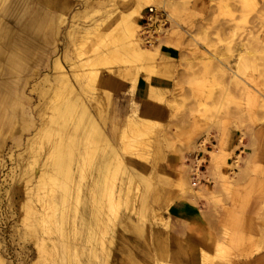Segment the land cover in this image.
Listing matches in <instances>:
<instances>
[{
  "label": "rangeland",
  "instance_id": "obj_1",
  "mask_svg": "<svg viewBox=\"0 0 264 264\" xmlns=\"http://www.w3.org/2000/svg\"><path fill=\"white\" fill-rule=\"evenodd\" d=\"M162 1L156 0L157 3L153 4L164 8L171 18L162 36L176 38L170 41L179 51L176 58H161L166 49L163 41L157 55L149 59L135 60L120 47L118 20L122 14L119 11H127L135 0H72L70 3L63 0L58 33L54 42H49L51 48L46 50L44 62L40 66L28 67L32 68L30 72L0 71V79L17 80L16 86L18 82L9 104L11 110L0 116V264H155L165 261V231L171 226L170 206L179 192V174L175 169L178 153L174 148H181L184 144L191 146L183 150L188 158L194 154L193 148L197 149L195 139L198 134L210 130L216 135L211 144L217 145L223 139L226 150L233 149L239 130H243L241 144L245 146L241 148L246 152H242L239 162L233 166L231 178H222L227 181L216 182L214 192L201 197L217 215L229 212V218L222 226L225 233L219 232L220 238L215 244L219 243L213 256L208 258L206 255L204 261L207 260V264H242L243 258L255 253L253 246L259 234L256 218L245 215L252 197L264 195V120L259 119L264 114V97L259 96L264 95V0H175L172 7ZM116 40L119 41L117 44ZM187 42L192 49L199 51V57H195L196 54L188 56L190 47ZM55 56L63 64V71L72 84L71 93L67 92L61 98L54 95L59 82L51 71ZM220 58L227 63L221 64ZM244 63L246 70L243 69ZM142 65L146 70L140 74L145 78L157 74L166 84L158 99H155L156 94L151 98L160 102L161 118L149 119L141 113L138 103L139 115L148 117L146 128L152 134L147 136L150 132L146 128L137 136L136 131L128 132L129 144L140 140V135L141 141L147 142L141 147L140 154H124L119 149V135L135 98L134 91L131 92L128 86L133 82L131 77L136 75L135 70ZM233 65L243 69L236 80L230 78L229 67ZM85 68L100 71L97 89L92 90L90 85L83 83L85 79L81 75ZM103 86L108 100L98 110L96 99L104 91ZM62 90L64 88L60 87L59 95L65 92ZM218 96L220 100L215 98ZM75 98L88 105L105 131L110 147L117 149L121 159L120 163L111 162L114 167L111 163L108 165L107 175L105 173L108 180L104 187L116 189L117 193L120 190L126 208H121L116 218L101 220L100 228L98 226L94 232L85 228L83 220L85 218L90 227H94L95 217L87 216V213L91 214L94 202L89 199L85 184L90 183L96 161L87 159L81 165L80 172L84 177H80L83 183L80 196L84 197H80L77 205L74 187L65 180H43L40 184L30 180L39 173L43 162L49 164L53 161L48 146L54 136L38 138L35 133L42 124L54 126L57 111ZM250 99L260 101L256 107L261 114L257 117L252 115ZM5 114L10 115L6 124L2 123ZM70 124L69 119L65 120L66 130L62 132L67 134ZM166 126L172 136L170 139L165 133ZM252 152L256 153L253 164L249 163ZM233 155L231 150L229 162L235 160ZM106 179L104 176V181ZM64 192L66 196L61 197ZM39 198L45 201L49 210L45 209L41 215L35 209H28L30 204L38 207ZM103 198L101 204L106 213L109 203L107 197ZM154 211H160L167 221V228L155 224ZM110 220H114L113 223Z\"/></svg>",
  "mask_w": 264,
  "mask_h": 264
},
{
  "label": "crops",
  "instance_id": "obj_2",
  "mask_svg": "<svg viewBox=\"0 0 264 264\" xmlns=\"http://www.w3.org/2000/svg\"><path fill=\"white\" fill-rule=\"evenodd\" d=\"M62 1L63 0H0V59L3 60L1 61L3 64L1 65L2 69L0 71L13 74H19V72L23 71L30 72L32 71V68L28 67L35 65L40 66V64L44 62V58L47 54L46 50L51 48L49 42H54L58 33L57 23L61 15V9L64 6L62 5ZM65 1L67 3L72 2V0H64V2ZM145 7L146 6L142 8L141 15ZM163 39V45L166 49L164 50V55L161 58L167 59L178 57L179 51L177 47L171 45L170 42L174 41L176 38L169 36V38L166 39L163 36ZM187 45L190 47L188 56H193L199 53L198 50L196 51L195 49H192V45L188 42ZM52 66L53 65H51V69ZM16 81L17 80L7 79L6 77L0 79V116L3 115L2 112L5 113L8 110L9 113L11 110V105H9L11 103V97L13 96L15 89L18 88V82L17 86L15 84ZM150 85L155 89L154 91L157 95V98L155 99H158V94H160L162 90L166 88V84L160 75H150L148 81L144 74H140L134 88V99H141L139 103L140 108L142 109L141 113L143 115L145 114L146 116H149V119L155 118L156 116L157 118H161V116H159L162 109L159 108L160 102H155V100H152L147 96ZM250 104L252 106V115L254 117H257L258 114H261L258 112L256 107V105L260 104V101L250 99ZM262 115L264 114H261L259 119H262ZM9 118L10 115L5 114L2 123H8ZM241 131L245 134V132L240 129L239 132ZM209 132L210 137L206 145L208 150L222 148L229 153V156L231 154V150H233L235 154L233 156L235 158L237 156L236 151H239L238 154L241 157L242 152H246L245 149L241 148L245 146V144H241L242 142L237 146L236 142L233 145V149L228 148L227 150L224 147L225 145H223V139L221 143L217 145L211 144V142L216 139V135L212 134L211 130ZM203 135H205L204 132L200 133L195 139V142H199ZM230 141L231 138L229 139V142ZM208 145H211V148H209ZM175 148L179 149L177 150L178 154H181L182 159L184 158V160L180 161L178 155L175 153L178 160L177 164L175 165V169L178 170L180 177H178V179L181 180H177L179 192L170 206L169 214L171 226L169 230L165 231L166 259L163 262L172 264H207L206 262L208 261H204V258L206 255H208V258L213 256L212 253L214 248L217 243H219L217 242L215 244L217 239L220 238L219 232L225 233V230L222 226L226 224L229 218V212L227 211L226 213L223 212V214L217 215L212 206L207 204L206 200L201 197L211 195L212 191L214 192L215 190L214 187L216 182H221V180H223V182L227 181L222 179V177L219 175L227 173V178L229 179V175L231 176V173L234 172L233 166H235L234 164L236 163L233 160L232 162H229L232 166H219V169L217 167L215 169L214 166L209 165L210 156L209 154L207 155L206 152L202 153L201 150L198 151L197 149L193 148L192 152H194V154L192 156L189 155L190 157L187 158V156L183 154V150L185 148L191 147H186L184 144V146L181 148ZM201 153L205 156V162H202V164L199 166L200 169L198 168L197 174L194 175V172L192 173L191 171L193 167L192 160L197 156H201ZM254 155L256 156L255 152L250 154L249 163L251 164L255 163L256 161H253ZM182 162L185 166L179 169L178 166ZM221 169H224V171ZM181 174H183L185 178ZM216 176L219 177L217 178ZM180 183L183 185V187L179 185ZM209 189L211 190L209 191ZM247 212L248 213L245 215L246 217L253 215L255 216V225L260 233V229H264L261 228L264 227V217H262L264 216V213H262L264 212V195H255L252 197V202ZM210 217H212V219ZM165 221L154 222L165 226ZM221 243L223 242L221 241ZM242 260V264H264V248H260L259 250L255 251V253L250 254L247 258H243Z\"/></svg>",
  "mask_w": 264,
  "mask_h": 264
},
{
  "label": "bare ground",
  "instance_id": "obj_3",
  "mask_svg": "<svg viewBox=\"0 0 264 264\" xmlns=\"http://www.w3.org/2000/svg\"><path fill=\"white\" fill-rule=\"evenodd\" d=\"M163 3H168V5L170 7L174 6V3L176 2L175 0H163ZM153 3H157L156 0H135V2L133 4H131V6L128 7V10L125 12H121L119 11L122 15L120 16V19L118 20V23L121 27V31H119L120 33V39L122 40L121 42V48L124 51H127L128 54H130V57H134L135 58H139V59H149L152 58L154 56L157 55V52L159 51L160 46H162V40H163V36L165 33V30L163 31V33L161 35H157L155 37L154 41H150L149 44H145L142 39L140 38L139 35V19H140V15H141V10L144 6H148V5H153L155 7H157L156 5H154ZM162 7V6H161ZM164 9V8H162ZM165 10V9H164ZM166 11V10H165ZM167 12V11H166ZM36 13V12H35ZM40 15V14H39ZM168 17L170 18L169 14L167 13ZM44 16V15H43ZM42 17V16H41ZM38 19V18H37ZM171 19V18H170ZM35 20V19H34ZM260 20V19H259ZM33 24V22H32ZM35 24V23H34ZM33 27V26H32ZM119 29V28H118ZM117 30V29H116ZM118 34V33H117ZM119 35V34H118ZM118 37V36H117ZM192 37V36H191ZM193 38V37H192ZM118 39V38H117ZM119 39V41H120ZM85 40V39H84ZM118 40L115 41V43ZM118 41V42H119ZM191 41V40H190ZM27 43V42H26ZM190 43V42H189ZM117 44V43H116ZM115 44V45H116ZM118 46V45H116ZM118 49V48H117ZM248 49V47L246 48ZM251 49V48H250ZM118 51V50H116ZM115 51V52H116ZM245 52V51H244ZM249 52V51H248ZM247 52V53H248ZM223 53V52H222ZM242 53V51H241ZM209 54V53H208ZM231 54V53H230ZM241 55V54H240ZM118 56V55H116ZM129 56V55H128ZM199 54H196L195 57H199ZM213 55H211L212 57ZM237 56V53H236ZM239 56V55H238ZM242 56V55H241ZM244 56V55H243ZM243 56L241 57L242 59ZM194 57V58H195ZM240 57V56H239ZM193 58V57H192ZM202 58V57H201ZM88 59V58H87ZM102 59V58H101ZM104 59V58H103ZM122 59V58H121ZM221 59V58H220ZM219 59V60H220ZM235 59V57H234ZM241 59V60H242ZM136 60V59H135ZM191 60V59H190ZM189 60V61H190ZM200 60V58H199ZM205 60V59H203ZM217 60V59H216ZM53 66H52V73L55 75V77L59 80L58 85L56 87V92L54 93V95L57 98H61L65 93L72 91V84H70L68 76L66 75V73H64V67L63 64L61 63V61L58 59V57L55 56V59L53 60ZM187 61V60H186ZM193 61V59H192ZM227 61V60H226ZM243 61V60H242ZM75 62V61H74ZM141 62V61H140ZM195 62V61H194ZM193 62V63H194ZM197 62V61H196ZM221 64L225 65L224 60L221 59ZM240 62V60H239ZM88 63V62H87ZM142 63V62H141ZM191 63V61H190ZM145 64V63H143ZM197 64V63H196ZM241 64V63H240ZM246 63H244L243 65V69L246 70ZM79 65H82L81 63ZM88 65V64H87ZM90 65V64H89ZM88 65V66H89ZM94 65V64H93ZM189 65V64H188ZM192 65V64H191ZM236 65V64H235ZM85 66V65H84ZM87 66V68H88ZM193 66V65H192ZM197 66V65H196ZM234 66V65H233ZM82 68V67H81ZM14 69V68H13ZM111 69V68H110ZM230 78L232 80H236L239 79L240 77V73H243V69L242 67L239 68L237 67H232L230 68ZM64 70V71H63ZM83 70V69H81ZM146 70L145 65H142V67L138 68L136 71V75H134L133 77H131V80H133V82H131L128 86L129 90L131 92L134 91L135 85H136V81L138 79V75H140L141 72H144ZM191 71V70H190ZM190 71H187L189 73H191ZM225 74V73H224ZM78 74H76L75 77H77ZM82 77H84V82L85 85H90L89 88L92 90L97 89V84H99V79H100V71L94 70V69H86L84 70V74L81 75ZM228 78V76H226ZM149 81V78H146ZM50 80V79H49ZM50 82V81H49ZM102 83V82H101ZM100 83V84H101ZM52 84V83H51ZM228 85V84H227ZM60 87H63L64 90H62L64 93H61L59 95V91H60ZM225 87V86H224ZM104 90V86L102 87ZM76 90V89H75ZM107 91H101L100 92V97L98 99H96V103L97 106L96 108H98V110H100L102 108V104L105 103V101L108 100V93H106ZM223 92V91H222ZM264 92V91H262ZM77 94V93H76ZM214 94V93H213ZM260 94V93H259ZM154 89L153 87L150 85L148 88V92H147V96L150 98H154ZM221 95V94H220ZM219 95V96H220ZM215 97V98H219ZM264 97V95H259ZM258 96V97H259ZM131 97V96H130ZM257 97V98H258ZM69 98V97H68ZM134 98V97H133ZM216 99V100H217ZM141 99H132L131 101V107L129 112L127 113V115L125 116L124 119V123L123 126L121 127V133H120V147L119 149L124 153V154H134V153H139V151L141 150V147L144 146V144H146L147 141L143 142V140L141 141V139L138 141H133L134 143L129 144V133L130 131H136L137 134H140V132L142 130H144L148 125H147V118L144 116L139 115L138 112V103L140 102ZM220 100V99H218ZM53 101V100H52ZM84 101V100H82ZM259 101V100H258ZM50 102V101H49ZM218 102V101H217ZM216 102V103H217ZM222 102V101H221ZM62 103V101H61ZM65 104V103H64ZM104 105V104H103ZM262 105H264V102H262ZM56 106V105H54ZM106 106V104H105ZM55 108V107H54ZM47 109V108H46ZM56 109V108H55ZM54 109V110H55ZM97 110V109H96ZM97 112V111H96ZM262 112V111H261ZM99 114V113H97ZM104 114V112H103ZM58 116L56 119H54V123L55 125L53 126H48L47 124H42L41 127L37 130V132L35 133L38 138L39 137H46V139H49V136H54V141L52 142L51 145H49L48 148V153L49 156H52V160L49 164H46V162H43V164L40 165V168L37 172H39L38 174L35 173L34 176L31 177L30 180L33 179V183L37 182L38 184H40L41 181H47V180H51V179H62L63 181L65 180L67 182V184L72 185L74 187V191L76 192V198H75V202L76 205L77 203L80 202V196L81 194V186L83 185L82 183V173L81 171V165L83 164V162L87 161V159L96 161L95 167L92 168V170L94 169V173H91V178H90V183L85 184L87 186V193L90 196V200L91 202H94V208H91L93 210H91V214H88L87 211V216L91 215L93 217H95V221L93 224H98L97 226L94 225V227H90L88 220H86L84 218V223H86L85 228H89L90 231L95 230L98 226L100 228V222L101 220H109L110 218H116L118 216L119 210L121 208H126V203L122 202V198H121V194H120V190L118 191V193L116 192V189L110 188L108 190L107 187H104L105 184L104 182H106L108 179H106V175H107V167L108 165L114 161H118L119 163L121 162L120 159V155L118 154V151H116L115 149H113L112 147H110V141L107 137V135L104 133L105 131H103L100 127V125L98 124L97 120L95 117H93V115L91 114L88 105L84 103H82L80 100L76 99L73 100L72 103H67L66 105L63 106L61 109H59L57 111V115ZM100 116V115H99ZM103 117V116H102ZM70 120V124L71 126L69 127V131L68 133H64L62 132L64 129L66 130L65 127V120ZM100 119V118H99ZM71 120L73 122H71ZM262 120H264V117H262ZM49 122V120H48ZM105 122V120H104ZM103 122V123H104ZM102 123V121H101ZM150 127V126H149ZM189 126H186L185 128L188 129ZM171 128V127H170ZM147 129V128H146ZM148 130V129H147ZM150 130V129H149ZM148 130V131H149ZM208 130V129H207ZM147 132V131H146ZM150 132V131H149ZM166 136L167 138H171V133L170 130L168 128V126H166V130H165ZM53 134V135H52ZM142 134V132H141ZM147 134V133H146ZM152 133L150 132L149 135L150 136ZM209 131L205 132V136L202 137L201 141L199 143H196V148L198 150H201L202 153H207V155L209 154L210 156V166H214L215 169L216 167L219 169V166L222 165H229L232 166L229 161H228V156L229 153L226 152L225 150H223L222 148H216L215 150H208L206 148V145L209 141ZM199 135V134H198ZM146 137V136H145ZM144 137V138H145ZM244 137V133L241 131L237 140V144H240L243 140ZM119 138V137H118ZM149 138V137H148ZM119 140V139H118ZM132 141V140H131ZM149 141L151 142L150 138ZM192 142V141H191ZM194 143V141H193ZM110 147V148H107ZM118 147V146H117ZM191 147V146H190ZM194 147V146H193ZM179 150L178 148H174V151L178 153ZM201 153V154H202ZM140 154V153H139ZM141 156H143V154H141ZM178 158L181 160H184V158L182 159L181 154H178ZM241 158V156L239 154H237L234 162L237 163L239 161V159ZM64 160L65 163H64ZM193 167L191 169L192 173L195 175L197 174L198 168L199 166L202 164V162H205V156L204 154H202L200 157H195L193 160ZM208 161V162H209ZM90 162V163H91ZM117 162V163H118ZM118 163V164H119ZM63 164H65V166H63ZM89 164V163H88ZM93 164V163H92ZM113 163H111L112 165ZM122 164V163H121ZM78 165V167H77ZM90 165V164H89ZM117 166V164H114ZM207 165V164H206ZM235 165V164H234ZM84 166V165H83ZM86 166V164H85ZM184 163L182 162L178 168L181 169L182 167H184ZM111 167H114L113 165ZM123 167V166H122ZM121 167V169H122ZM90 168V167H89ZM117 168V167H116ZM210 168V167H209ZM232 168V167H231ZM88 169V168H87ZM107 169V171H106ZM113 168H111L112 170ZM200 169V168H199ZM208 169V168H207ZM83 170V169H82ZM110 170V171H111ZM120 170V168L118 169ZM116 170V171H118ZM124 170V169H122ZM84 171V170H83ZM86 171V170H85ZM109 171V172H110ZM114 172V169L112 170ZM178 171V170H177ZM206 171V170H205ZM232 171V170H231ZM80 172V173H79ZM123 172V171H122ZM182 172V171H181ZM201 172V171H200ZM203 172V171H202ZM106 173V175H105ZM111 173V172H110ZM118 173H120L118 171ZM180 173V172H179ZM204 173V172H203ZM209 173V172H208ZM219 173V172H218ZM86 174V173H85ZM78 175V178H76V176ZM117 175V173H116ZM119 175V174H118ZM122 175V173H121ZM183 175V174H181ZM83 176V175H82ZM104 176H105V181H104ZM114 176V174H113ZM112 176V177H113ZM191 176V175H190ZM189 176V177H190ZM204 176V174H203ZM222 178H227L228 175L227 173H223L221 175ZM219 176H216L217 178ZM82 179H81V178ZM84 177V176H83ZM89 177V176H88ZM108 177H111L110 174ZM107 177V178H108ZM116 177V176H115ZM119 177L121 178V176L119 175ZM184 177V175H183ZM192 177V176H191ZM201 177V176H200ZM180 178V177H179ZM185 178V177H184ZM229 178H231V176L229 175ZM78 179V180H77ZM116 179V178H115ZM133 179V177H132ZM213 179V178H212ZM120 180V179H119ZM118 180V181H119ZM179 181L181 179H178ZM198 180V179H197ZM214 180V179H213ZM54 181V180H53ZM87 181V180H86ZM114 181V180H113ZM187 181V180H186ZM28 182V181H27ZM48 182V181H47ZM58 182V181H57ZM61 182V181H60ZM131 182V181H130ZM129 182V183H130ZM37 183H35L37 185ZM56 183V182H55ZM110 183V182H109ZM186 183V182H185ZM214 183V182H213ZM125 184V183H124ZM123 184V185H124ZM197 184V183H196ZM204 184V183H203ZM88 185L90 186L88 188ZM107 185V183H106ZM121 185V183H120ZM179 185H181V187H183V185L180 183ZM44 186V185H43ZM59 186V185H58ZM57 186V187H58ZM115 186V185H113ZM112 186V187H113ZM126 186V185H125ZM180 187V188H181ZM66 190H68V185L67 187H65ZM129 188V184L128 187H126V189ZM186 189V187H185ZM64 191V189H62ZM116 190V191H115ZM188 190V189H187ZM190 190V189H189ZM211 189H209L210 191ZM37 191V190H36ZM62 191V192H63ZM84 194H85V190ZM82 191V192H83ZM191 191V190H190ZM117 193V196H115ZM195 192V191H194ZM200 192V191H199ZM129 193V192H128ZM181 193V192H180ZM213 193V191H212ZM33 194V193H32ZM35 194V193H34ZM62 196L61 197H65L66 196V192L61 193ZM83 194V193H82ZM182 194V193H181ZM180 194V195H181ZM185 194V193H183ZM30 195V194H29ZM87 195V194H86ZM33 196V195H32ZM38 196V195H37ZM40 196V195H39ZM38 196V197H39ZM88 196V195H87ZM86 196V197H87ZM88 196V197H89ZM183 196V195H182ZM84 197V196H83ZM82 197V198H83ZM103 197H107L108 203V211L106 213H104L103 207H102V200L104 199ZM81 198V200H82ZM124 198H125V193H124ZM123 198V199H124ZM184 198V197H183ZM191 198V197H190ZM43 199V198H42ZM64 199V198H63ZM85 199V198H84ZM87 199V198H86ZM126 199V198H125ZM128 199V197H127ZM126 199V200H127ZM39 200V206H35L30 204L31 201L29 200L28 202H30L29 204V208H32V210H37V212L43 213L45 211L46 208V203L45 201H42L40 198ZM87 200V201H90ZM25 201V200H24ZM84 201V200H83ZM61 202V201H60ZM99 202V203H98ZM62 203V202H61ZM198 203V202H197ZM91 204V203H90ZM63 206V205H62ZM93 206V205H92ZM168 206V205H167ZM85 208V207H84ZM89 208V207H88ZM59 209V208H58ZM63 209V208H62ZM31 210V211H32ZM49 210L47 209V212ZM85 211V209H84ZM157 211V210H156ZM36 212V214H38ZM160 212V211H159ZM159 212H155L154 211V221H159V222H164L165 219L163 218V216L161 214H159ZM264 213V212H262ZM29 214V213H28ZM36 216V215H35ZM43 216V214H42ZM41 216V217H42ZM61 216V214H60ZM86 216V215H85ZM86 216V217H87ZM107 217V219H106ZM264 217V216H262ZM261 217V218H262ZM25 218V217H24ZM40 218V217H39ZM89 218V217H87ZM207 218V217H206ZM212 219V217H210ZM209 218V219H210ZM260 218V217H259ZM32 219V218H31ZM43 218H41L42 220ZM92 219V218H91ZM210 219V220H211ZM29 221V220H28ZM34 221V220H33ZM92 221V220H91ZM114 220H110V222L113 223ZM38 222V221H37ZM155 222V223H156ZM167 222V221H165ZM36 223V222H35ZM41 224V221L39 222ZM38 223V224H39ZM157 224V223H156ZM259 224V223H258ZM159 225V223H158ZM163 226V225H162ZM166 226V225H165ZM259 227V225H258ZM167 228V227H166ZM264 228V227H261ZM261 232L258 235L257 240L254 243V250L257 251L260 248H264V229H260ZM94 232V231H93ZM92 236V235H91ZM42 237V236H41ZM45 239V238H44ZM90 241L91 238L89 237ZM42 240V239H41ZM53 240V239H52ZM57 240V239H56ZM55 240V241H56ZM40 242V241H39ZM104 242V241H103ZM36 243V242H35ZM53 243V242H52ZM103 249H105L104 246H102ZM40 253V252H39ZM156 264H172V263H167V262H161L159 261Z\"/></svg>",
  "mask_w": 264,
  "mask_h": 264
},
{
  "label": "built area",
  "instance_id": "obj_4",
  "mask_svg": "<svg viewBox=\"0 0 264 264\" xmlns=\"http://www.w3.org/2000/svg\"><path fill=\"white\" fill-rule=\"evenodd\" d=\"M169 23L167 12L162 8L148 5L144 8L139 22V35L145 44L161 35ZM166 31V30H165Z\"/></svg>",
  "mask_w": 264,
  "mask_h": 264
}]
</instances>
